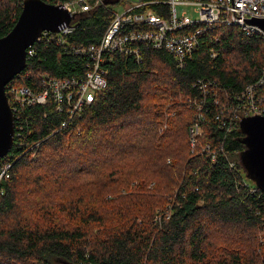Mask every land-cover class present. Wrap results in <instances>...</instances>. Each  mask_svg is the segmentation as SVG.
<instances>
[{
    "label": "trees",
    "instance_id": "16d2710c",
    "mask_svg": "<svg viewBox=\"0 0 264 264\" xmlns=\"http://www.w3.org/2000/svg\"><path fill=\"white\" fill-rule=\"evenodd\" d=\"M22 2L0 0V38L15 25ZM113 3L77 14L75 30L63 36L66 47L56 34L35 42L12 85L42 90L46 78L83 77L90 57L70 48L100 42ZM164 5L153 7L166 16ZM140 48L138 62L104 55L106 88L80 113L69 117L49 99L15 115L20 135L0 180V264L260 263L264 192L246 179L243 135L237 128L226 137L211 122L192 147L194 112L185 99L199 94L198 82L228 99L254 83L264 39L217 28L182 68L164 49ZM212 98L209 92L207 118L220 110ZM224 137L223 152L211 161L202 149Z\"/></svg>",
    "mask_w": 264,
    "mask_h": 264
},
{
    "label": "built area",
    "instance_id": "2783aa9c",
    "mask_svg": "<svg viewBox=\"0 0 264 264\" xmlns=\"http://www.w3.org/2000/svg\"><path fill=\"white\" fill-rule=\"evenodd\" d=\"M110 1H114L113 4L118 2ZM105 2L106 0H93L92 3L86 0H66L54 5L75 17L79 13L105 5ZM119 4L122 5V12L112 11L109 25L98 44L70 48L75 54H87L90 57L83 77L46 78L41 83L42 90L12 85L14 80L6 86L5 94L10 98L8 102L14 114V136L20 135L15 130L18 123L15 115L23 108L45 106L52 99L58 111L64 110L72 117L80 113L83 106L91 104L96 94L106 88V72L101 69V65L107 53L118 52L131 56L138 62L142 56L140 45H144L153 50L164 49L174 56L178 67L182 68L185 59L198 48L200 39L217 28L236 27L247 37L259 35L264 39L263 32L248 23L250 19H264V0H120ZM161 4L167 6L166 16L154 11L153 6ZM178 7L193 8L196 18L188 16L186 11L178 13ZM71 22L69 26H62L57 33L43 32L36 42L43 38L48 40V35L56 34V42L61 47L65 46L63 36L73 33L76 28ZM30 48L26 51V62L32 56ZM211 56L215 57V52ZM198 85L199 94L185 99L188 108L194 112L193 124L189 129L192 147L203 134L204 127L211 122L217 128L226 129L227 137L239 128L242 119L264 117V63L254 83L246 85L241 92L229 99L225 94L220 97L217 90L211 88V83L205 86L198 82ZM209 92L214 98V104L220 107L218 115L211 118L205 115ZM224 139L226 138L218 139L215 147L206 143L202 152L208 154L211 161L215 160L218 153L223 152ZM6 157L5 160L1 159L0 180L7 175L10 167ZM228 164L231 169L236 166L233 160H228ZM254 191L250 189L251 193Z\"/></svg>",
    "mask_w": 264,
    "mask_h": 264
},
{
    "label": "water",
    "instance_id": "95a60500",
    "mask_svg": "<svg viewBox=\"0 0 264 264\" xmlns=\"http://www.w3.org/2000/svg\"><path fill=\"white\" fill-rule=\"evenodd\" d=\"M73 18L57 5L42 0H23L15 25L0 38V160L7 156L14 143V114L5 94L6 86L25 69L26 51L41 34L57 33L62 26H69ZM248 23L264 34V19H250ZM239 129L243 135L240 142L244 146L240 162L246 178L264 192V117L244 118Z\"/></svg>",
    "mask_w": 264,
    "mask_h": 264
},
{
    "label": "rangeland",
    "instance_id": "374dc122",
    "mask_svg": "<svg viewBox=\"0 0 264 264\" xmlns=\"http://www.w3.org/2000/svg\"><path fill=\"white\" fill-rule=\"evenodd\" d=\"M112 11L113 12H119V13L122 12V5L121 4H119V5H117V4L113 5ZM177 11H178V13H180L182 11H186V13L188 14V16H190L191 18H196L195 13L193 12V8H190V7H188V8L178 7L177 8ZM257 244H259V246H260L259 247L260 249L258 248V250H257V254H258L259 258H260V263H258V264H264V233H262L259 236L258 243Z\"/></svg>",
    "mask_w": 264,
    "mask_h": 264
},
{
    "label": "bare ground",
    "instance_id": "6f19581e",
    "mask_svg": "<svg viewBox=\"0 0 264 264\" xmlns=\"http://www.w3.org/2000/svg\"><path fill=\"white\" fill-rule=\"evenodd\" d=\"M113 5H114V4H113ZM164 6H165V5H164ZM101 7H102V6H101ZM157 7H158V6H156V8H157ZM97 8H98V6H97ZM102 8H103V7H102ZM161 9H162V8H161ZM154 10H156V9H154ZM157 10L160 11V10H159V7H158ZM157 10H156V11H157ZM108 11H109V10H108ZM158 11H157V12H158ZM163 12H164V11H163ZM161 14H162V13H161ZM163 14H164V13H163ZM239 30H240V29H239ZM142 47H143V46H142ZM141 57H142V56H141ZM104 58H105V57H104ZM141 61H142V59H141ZM44 78H45V77H44ZM18 122H19V121H18ZM189 141H190V140H189ZM193 149L195 150V148H193ZM2 190H3V189H2Z\"/></svg>",
    "mask_w": 264,
    "mask_h": 264
},
{
    "label": "clouds",
    "instance_id": "9594fccd",
    "mask_svg": "<svg viewBox=\"0 0 264 264\" xmlns=\"http://www.w3.org/2000/svg\"><path fill=\"white\" fill-rule=\"evenodd\" d=\"M247 179V178H246ZM248 180V179H247Z\"/></svg>",
    "mask_w": 264,
    "mask_h": 264
}]
</instances>
